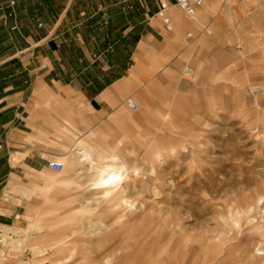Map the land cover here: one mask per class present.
Instances as JSON below:
<instances>
[{"label":"rangeland","instance_id":"rangeland-1","mask_svg":"<svg viewBox=\"0 0 264 264\" xmlns=\"http://www.w3.org/2000/svg\"><path fill=\"white\" fill-rule=\"evenodd\" d=\"M247 13H253L255 21L245 16L238 31L231 26L224 32V57L212 45L220 34L203 23L199 32L186 33L187 41L201 42L202 54L182 65L183 74L165 96L145 104L134 97L139 107H128L122 122L68 132V142L59 146L63 159L54 158L64 161V168H45L23 187L27 210L12 227L30 230L24 247L11 240L7 226L1 228V264L58 262L65 256L54 253L55 241L65 231H73L77 238L90 236L74 213L91 214L97 224L106 223L91 235L95 238L91 242L123 246L128 254L150 262L264 264V0ZM206 35L211 37L209 46L202 42ZM150 109L154 113H145L153 118L144 115ZM98 127L97 140L91 143L95 148L107 153L114 146L130 165H139L140 174L124 185L131 199L145 201V212L109 206L89 183L84 184L91 176L90 164L69 148ZM157 140L166 143L161 142V160L152 161ZM164 144L171 149H164ZM172 147L178 150L173 152ZM31 189L35 192L29 194ZM88 198L93 211L83 212ZM69 224L70 230L60 232ZM34 241L51 249L34 256L29 250ZM112 256L114 261L115 253Z\"/></svg>","mask_w":264,"mask_h":264},{"label":"crops","instance_id":"crops-1","mask_svg":"<svg viewBox=\"0 0 264 264\" xmlns=\"http://www.w3.org/2000/svg\"><path fill=\"white\" fill-rule=\"evenodd\" d=\"M259 1L206 0L187 15L175 0H0V230L23 220L24 185L51 168L69 131L122 122L130 97L165 96L202 54L186 33L203 23L224 57V32L255 21ZM100 127L69 150L102 153L91 144Z\"/></svg>","mask_w":264,"mask_h":264},{"label":"bare ground","instance_id":"bare-ground-1","mask_svg":"<svg viewBox=\"0 0 264 264\" xmlns=\"http://www.w3.org/2000/svg\"><path fill=\"white\" fill-rule=\"evenodd\" d=\"M150 130H148V132L152 131ZM161 142L166 143V140H157L154 143L157 146H155V151L151 153L152 161L153 159L161 160L162 158ZM166 145L167 144H164L163 148L169 151L171 148ZM182 147L185 148L186 146ZM177 150L178 148L172 147L173 152ZM80 152V161L83 163L90 164L88 172L91 173V176L86 180V182H84V184L89 183L88 187H90L94 192L97 193L94 194H101V196L108 203L109 206L123 207L124 212H128V210L130 212H133V209H135V207L139 210L142 209V212L146 211L147 206L145 205V201L142 198L131 199L128 193L129 187L124 185L127 179H129L130 181L131 179H135L136 176L140 174L138 164L130 165L128 163L129 161L127 160V157H125V155L123 154H118L115 151L114 146L107 153H104L100 150L99 152L102 153L96 154L87 150L86 148H82ZM81 172V170H77V174H80ZM154 191L156 193L159 192L158 189H154ZM32 192H35V189L28 190L29 194H31ZM91 199L92 198H88L86 203L82 205L81 208H83V212L93 211L91 208H94V205L91 204V202H93L91 201ZM100 202L98 203V205H100ZM124 212H121L120 217ZM72 214L73 213H71L70 216ZM76 214L77 213H74L72 216L77 217V222L80 225L85 226L83 227L86 229L85 235L88 234L90 236H81L77 238L76 234L73 233V231H65L62 235L60 234L61 236H59V239H56L55 241L57 246L56 248H54V253H56L57 255L58 253H64L65 257L61 256L59 258V260L61 261L59 262L58 260V262H55L53 264H80L83 260L86 264H158V261L154 263L147 260L144 256H136V253H134V255L133 252H130V254H128L127 251L123 250V246L112 247L113 245H109L108 243L100 242L95 244L94 242H91L92 240H95V238L91 235L97 234L102 231L105 228L106 223L102 222L103 225L97 224L98 221L93 219L90 216L91 214H81V217H78ZM59 221L63 220L59 219ZM75 222L76 220L74 219L72 223ZM58 223L59 222H52L50 225L54 226V224ZM174 223H176V221H171V224ZM176 224L181 225L180 222H177ZM69 226L70 224L63 226V229H61L60 232L66 230L65 228H68V230H70ZM7 227L9 230L8 235L11 236V240H15L18 243V248L24 247L21 245H24L25 242L28 240L27 238L30 230L19 229L17 227L12 226ZM98 237L99 235L97 236V238ZM79 247L80 250H78ZM50 249L51 246H43L39 244L38 241L32 242L29 246V250L33 253L34 256L49 251ZM114 253L115 259L113 261L112 255ZM81 259L83 260L81 261ZM161 264H176V262L164 263L161 261ZM179 264L186 263L182 261Z\"/></svg>","mask_w":264,"mask_h":264},{"label":"built area","instance_id":"built-area-1","mask_svg":"<svg viewBox=\"0 0 264 264\" xmlns=\"http://www.w3.org/2000/svg\"><path fill=\"white\" fill-rule=\"evenodd\" d=\"M175 4L178 8H180L185 14L187 15H195L198 8L203 6L206 2V0H175ZM226 1V0H222ZM166 4H163L165 6ZM185 70L190 71L191 68L189 66H186ZM128 104L133 110H136L138 108L137 102L133 98L127 99ZM49 166L56 170L61 171L64 168V163L59 160H51L49 163Z\"/></svg>","mask_w":264,"mask_h":264}]
</instances>
